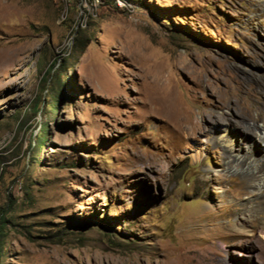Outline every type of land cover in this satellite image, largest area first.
I'll use <instances>...</instances> for the list:
<instances>
[{"label":"rangeland","instance_id":"rangeland-1","mask_svg":"<svg viewBox=\"0 0 264 264\" xmlns=\"http://www.w3.org/2000/svg\"><path fill=\"white\" fill-rule=\"evenodd\" d=\"M261 90L264 0H0V264H264Z\"/></svg>","mask_w":264,"mask_h":264},{"label":"bare ground","instance_id":"bare-ground-1","mask_svg":"<svg viewBox=\"0 0 264 264\" xmlns=\"http://www.w3.org/2000/svg\"><path fill=\"white\" fill-rule=\"evenodd\" d=\"M261 107L263 108L264 112L263 103H261ZM226 109V114L229 115V117L223 116L221 117V119L214 120H211L210 118L212 123L210 129L214 131L224 132L225 135L222 138H219L220 140H222L221 144L224 146V150L221 152V156L226 160V164L228 165L229 169L235 168L238 171L247 174L246 178H248V181L252 180V191L261 197L258 202L246 205V209L248 210L249 215L254 217L256 216L257 212L264 211V160L261 161V158H259V156L251 154V152H238L234 154V147L236 145H249L248 141L251 139L253 140L252 144H256L253 137L259 139L264 145V116H258L255 119H251V121L247 118H244L243 113L238 112L236 102L232 99L228 101V106H226ZM259 118H261V120H259ZM257 120L259 121L257 122ZM204 131L205 130L203 129L202 132ZM236 135L237 138H233V136ZM239 211L242 212V208ZM257 220L259 222L258 228L260 229V231H262V233H264V216L261 215L259 218L257 217ZM260 254L264 259V250H262ZM219 261L220 264H228L225 260L221 261L219 259Z\"/></svg>","mask_w":264,"mask_h":264}]
</instances>
